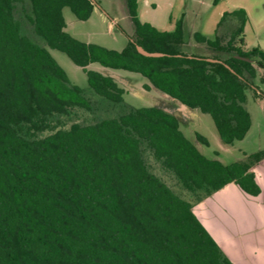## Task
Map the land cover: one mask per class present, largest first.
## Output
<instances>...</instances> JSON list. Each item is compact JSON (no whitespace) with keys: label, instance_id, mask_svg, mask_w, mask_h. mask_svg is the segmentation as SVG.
Listing matches in <instances>:
<instances>
[{"label":"trees","instance_id":"trees-1","mask_svg":"<svg viewBox=\"0 0 264 264\" xmlns=\"http://www.w3.org/2000/svg\"><path fill=\"white\" fill-rule=\"evenodd\" d=\"M138 1L125 0L133 30L118 26L127 42L116 50L65 30L63 8L84 21L94 0H0V264H234L193 206L230 183L257 196L253 169L264 148L227 164L206 157L175 113L127 104L124 87L88 66L140 74L145 89L208 114L221 143L232 145L251 127L246 91L257 95L255 80L264 82V49L245 46L248 16L237 8L222 14L213 38L193 34L213 54H185L182 18L159 30L140 21ZM136 45L164 55L144 56ZM50 49L82 69L92 92L125 110L41 136L48 117L89 108ZM195 139L208 145L198 132ZM143 146L191 200L147 168Z\"/></svg>","mask_w":264,"mask_h":264},{"label":"rangeland","instance_id":"rangeland-1","mask_svg":"<svg viewBox=\"0 0 264 264\" xmlns=\"http://www.w3.org/2000/svg\"><path fill=\"white\" fill-rule=\"evenodd\" d=\"M100 18L95 14L90 20L80 21L71 12L68 19L69 28L80 33L81 40H94L101 46L120 49L127 41L126 36L118 30L122 27L127 33H132V23L126 14L123 0H94ZM237 8L245 9L248 20L244 26V40L247 48L259 46L264 49V0H139L137 7L138 18L148 22L162 31L174 29L175 22L182 18L184 31L185 54L209 56L213 54L205 44L196 43L193 34L198 32L207 38H213L217 23L224 12ZM68 13V12H67ZM227 23L237 25L233 16L224 19ZM226 23V24H227ZM229 24V25H230ZM71 31V32H74ZM95 32H97L95 34ZM77 33V34H79ZM29 34H31L29 32ZM31 37L41 42L31 34ZM53 58L66 72L68 79L76 86L84 89L89 102V108L73 107L68 114H54L46 123L48 127L38 133L46 135L58 128H68L71 124L92 123L102 118L117 116L124 111L122 103L110 102L87 86L86 76L82 69L62 52L49 50ZM88 69L113 74L127 81L123 98L134 107L160 106L175 108V114L180 121V128L198 150L206 157H217L223 163H231L243 156L242 152H253L264 148V82L255 80V89H248L246 109L249 111L252 123L249 131L242 140L232 145L221 143L211 117L198 109L188 107L182 109L178 102L151 88L145 89L148 81L138 73L124 70H108L98 63H92ZM261 74V72H259ZM264 74V71L261 75ZM195 132L208 140L204 145L195 139ZM142 157L147 168L175 193L191 200L190 193L182 189L175 176L164 169L151 152L142 147ZM261 193L257 199L248 198L239 188V193L228 190L215 192L194 204V213L203 221L206 228L217 239L224 251L231 256L235 264H264V161L256 168ZM238 187V186H235ZM220 240V241H219Z\"/></svg>","mask_w":264,"mask_h":264},{"label":"crops","instance_id":"crops-1","mask_svg":"<svg viewBox=\"0 0 264 264\" xmlns=\"http://www.w3.org/2000/svg\"><path fill=\"white\" fill-rule=\"evenodd\" d=\"M124 1V6H125V10H126V14H127V9H126V4H125V0H123ZM63 16H64V19H65V23H66V27H65V30L70 34V35H72L73 37H75V38H77V39H79V40H81V38L79 37V36H77V35H80V33L78 32V31H76L75 29H74V27L72 28V29H70L69 28V24L67 23V18L68 19H72V16H71V14H72V12L69 10V8L68 7H64L63 8ZM68 12V13H67ZM70 12H71V14H70ZM98 13V11H97V6H95L94 7V10H93V12H92V14H91V16L87 19V20H90L95 14H97ZM73 15V14H72ZM128 15V14H127ZM74 16V15H73ZM67 17V18H66ZM75 17V16H74ZM96 17L97 18H100V14L98 13V15H96ZM76 18V17H75ZM87 20H84V21H87ZM80 21H82V20H80ZM75 30V33L74 32H71V31H74ZM77 33H79V34H77ZM97 32H95V34H96ZM129 34V33H128ZM82 41H84V42H90V43H95V44H98V43H96L94 40L92 41V40H82ZM127 42V41H126ZM126 42H125V44H126ZM125 44H123L122 46H121V48L120 49H122L123 47H124V45ZM105 47V46H104ZM109 48V47H108ZM113 49V48H112ZM120 49H117V50H120ZM243 153H247V152H242V154ZM264 161V159L253 169V171H254V173H255V178H256V181H257V183L259 184V182H258V176H257V171H256V168L262 163ZM235 186H237L236 184H234V183H230V184H228V185H226L225 187H223L222 189H220V190H218V191H222V190H228V191H230V192H233V193H238V194H240L239 193V187H235ZM259 186H260V184H259ZM239 188V189H238ZM260 189H261V187H260ZM241 190V189H240ZM218 191H216V192H218ZM242 191V190H241ZM242 192H244V191H242ZM215 193V192H214ZM213 193V194H214ZM260 193H261V191H260ZM260 193L258 194V195H260ZM212 194V195H213ZM244 194H245V196H247L248 198H253L254 200H258L257 199V197H258V195L257 196H251V195H249V194H247V193H245L244 192ZM211 195V196H212ZM205 199V198H204ZM193 210H194V206H193ZM200 221H201V219H199ZM202 222V224H203V221H201ZM204 225V224H203ZM205 226V225H204ZM206 227V226H205ZM207 229V228H206ZM208 230V229H207ZM209 231V230H208ZM209 233H210V231H209ZM212 236H213V234L212 233H210ZM214 239H215V237H213ZM216 240V242L219 244V242L217 241V239H215ZM220 241V240H219ZM219 246L222 248V246L219 244ZM222 250L224 251V249L222 248ZM224 253L229 257V259L231 260V256L228 254V253H226L225 251H224ZM232 261V260H231ZM233 262V261H232ZM235 264V263H234Z\"/></svg>","mask_w":264,"mask_h":264},{"label":"water","instance_id":"water-1","mask_svg":"<svg viewBox=\"0 0 264 264\" xmlns=\"http://www.w3.org/2000/svg\"><path fill=\"white\" fill-rule=\"evenodd\" d=\"M136 49L137 51L144 55V56H147V57H160V56H163L164 53H161V52H149L147 50H145L143 47H141L140 45H136ZM206 60L208 61H216L214 59H211V58H206ZM104 68V67H103ZM105 69H108V68H105ZM108 70H111V69H108ZM102 73V72H101ZM103 74V73H102ZM104 75H108L109 77L113 78L118 84H120L122 87H125V86H128V83L127 81L123 80V79H120L118 76L116 75H113V74H104ZM130 89V87H129ZM154 89V88H153ZM156 90V89H155ZM158 91V90H157ZM160 92V91H159ZM161 93V92H160ZM163 94V93H162ZM165 95V94H164ZM167 96V95H166ZM169 97V96H168ZM170 98V97H169ZM172 99V98H170ZM173 101H176L174 99H172ZM178 102V101H176ZM179 103V102H178ZM180 107L182 109L186 108L187 106L182 104V103H179ZM157 107H160V106H157ZM160 108H163L166 112L168 113H175V108H165V107H160Z\"/></svg>","mask_w":264,"mask_h":264},{"label":"flooded vegetation","instance_id":"flooded-vegetation-1","mask_svg":"<svg viewBox=\"0 0 264 264\" xmlns=\"http://www.w3.org/2000/svg\"><path fill=\"white\" fill-rule=\"evenodd\" d=\"M206 58H211V57H205L204 59L206 60ZM211 59H213V58H211ZM214 60H216V59H214ZM216 61L220 62V60H216Z\"/></svg>","mask_w":264,"mask_h":264}]
</instances>
